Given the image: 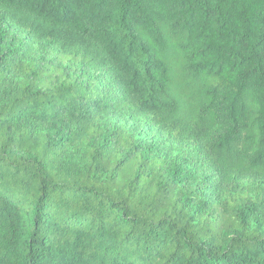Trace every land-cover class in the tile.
<instances>
[{"label": "trees", "instance_id": "16d2710c", "mask_svg": "<svg viewBox=\"0 0 264 264\" xmlns=\"http://www.w3.org/2000/svg\"><path fill=\"white\" fill-rule=\"evenodd\" d=\"M0 264H264V0H0Z\"/></svg>", "mask_w": 264, "mask_h": 264}]
</instances>
